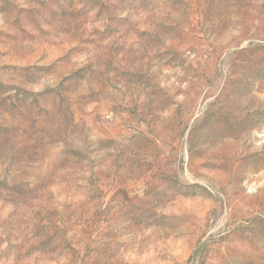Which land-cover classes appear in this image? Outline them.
I'll return each instance as SVG.
<instances>
[{
	"label": "rangeland",
	"instance_id": "rangeland-1",
	"mask_svg": "<svg viewBox=\"0 0 264 264\" xmlns=\"http://www.w3.org/2000/svg\"><path fill=\"white\" fill-rule=\"evenodd\" d=\"M0 264H264V0H0Z\"/></svg>",
	"mask_w": 264,
	"mask_h": 264
}]
</instances>
